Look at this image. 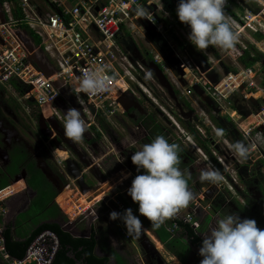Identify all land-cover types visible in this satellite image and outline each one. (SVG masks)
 Returning <instances> with one entry per match:
<instances>
[{
  "label": "flooded vegetation",
  "instance_id": "obj_1",
  "mask_svg": "<svg viewBox=\"0 0 264 264\" xmlns=\"http://www.w3.org/2000/svg\"><path fill=\"white\" fill-rule=\"evenodd\" d=\"M122 88L123 85L120 89ZM66 93L63 95L66 100H62L63 96L60 97L58 94L53 101L55 115H41L31 102L21 101L31 115L27 113L26 119L20 112V103L15 104L6 99L0 89V183L6 182L7 185L4 188H11L21 182V187L11 190V195L2 202L7 212L0 217L1 228L6 226L7 231H17V227L24 226L27 231H34L48 224L57 226L61 231H68V234L64 233L72 239H87L92 236L96 241L94 255L105 259V264H169L170 260L164 258L165 253L171 255L178 264H200L203 257L199 255V250L202 247L204 235L215 226L218 219L229 212L238 214L241 219H254L258 228L264 229V175L262 173L264 169L261 160L255 163V168L238 166L240 169L244 168L243 171L236 173V181L229 179L228 185L226 181L218 184L201 182L200 172L208 166L195 157L193 151L190 153L180 145L181 143L173 140L154 115L149 117L150 113L145 110L140 101L133 97L135 94L132 91L127 90L118 99L121 102L119 106L123 119L117 118L115 123L124 134L119 139L115 133L104 126L100 128L97 126L98 133L92 134L93 123H89V119L74 101L70 92ZM179 105H183L182 100ZM70 107L78 109L88 125V130L82 142L79 143L65 136L64 116ZM177 112L179 115L181 113L180 118H186V122L190 121V116L193 114L191 110L184 113L182 108L181 110L177 108ZM148 119L153 120L159 133H150L151 126ZM221 120L228 131V137L235 140L236 133L232 126L223 118ZM159 135L164 136L169 143H177L180 146V168L186 174H191L188 187L194 194V199L175 217L166 220L159 228H153L146 218L140 216L139 205L132 201L127 194V189L136 175L145 174L143 169L138 172L137 167L131 162V156ZM44 141L51 149L50 151L59 149L67 155L62 166L57 167L50 161V151L46 148ZM207 142L209 143V138ZM105 143L108 145L106 146ZM198 153L203 158L207 155L201 151ZM252 153L256 154L255 150L250 152V155ZM34 156L44 161L53 175L50 180H46L41 174L42 180H39L31 171L37 170ZM86 164H95L98 167L100 172L98 181L84 172L83 167ZM212 166L219 169L224 178L226 177L219 165ZM53 167L57 168V171ZM122 169L128 171L129 174H125L127 178L122 177L120 183L113 187H111L113 183L109 184L108 187L111 188L105 191L106 195L95 200L94 196L92 203L80 214H76L71 222H68V218L59 211L55 202L58 193L72 186H76L82 192H90L95 186L101 189V185L106 184L107 179L116 174L120 175ZM92 171L95 170L92 169ZM129 208L144 225L139 238L128 236L121 220L112 221L109 218L111 212L123 213ZM29 212L34 215L30 217ZM41 213H44V217L33 221L34 216ZM161 229L168 235L165 242H160L153 232L159 233ZM186 231H191L192 237H189ZM113 241L116 242L115 245ZM69 259L75 260L73 255H69ZM75 264L81 263L76 261Z\"/></svg>",
  "mask_w": 264,
  "mask_h": 264
},
{
  "label": "built area",
  "instance_id": "obj_2",
  "mask_svg": "<svg viewBox=\"0 0 264 264\" xmlns=\"http://www.w3.org/2000/svg\"><path fill=\"white\" fill-rule=\"evenodd\" d=\"M160 2L161 0H147L144 4L142 0H2L0 8L4 22L0 23V87L8 86L9 82L21 86L23 93L20 98L31 101L41 115H55L52 103L59 91L66 89L82 111L87 107L92 119L112 116L116 111L115 107L119 108L117 111H121L117 100L127 91L125 82L133 81L128 71L132 66L118 41L120 27L126 29L127 23L144 19L147 25L157 31L161 30V25L150 12L147 18H138L135 13L137 7L148 9ZM178 3H175V10ZM14 7L20 12L17 19L10 14ZM225 11L235 22L234 31L238 36H246L254 41L256 39L253 35L261 36L255 45L264 54V14L246 9L238 13L231 12L229 0ZM17 24L26 26L37 37L38 44L32 46L31 53H41L48 58L52 65L49 77L46 78L27 60L30 54L14 34L18 30L15 28ZM237 46L245 48L239 41ZM182 60L184 62L180 60L179 66L182 78L187 83L185 93L189 94L192 87H198L201 91L200 100L209 99L217 111L219 108L216 104L226 101L235 92H239L248 102H261L255 109L256 112L245 118L244 121L249 118L251 121L245 129H241L242 137L249 146L255 145L250 134L258 129L264 130V84L260 85L253 80L256 70L253 67L238 68L236 73L226 72L219 78L215 75L213 83L210 81V71L199 70L184 57ZM154 62L157 63L155 59ZM96 67H104L114 77L110 83L114 92L89 96L77 91L82 70H94ZM53 83L58 85L57 88ZM118 84L123 85V89H119ZM227 116L231 118L229 114ZM197 131L205 139L203 132ZM187 142L191 143L189 139ZM254 150H257L256 145L251 152ZM260 155L258 154V160L263 161ZM130 187L131 185L128 189ZM9 189L10 187L0 189V217L5 213L2 202L12 193ZM82 208L76 207L72 214H80L84 211ZM1 234L0 227L1 264H51L58 247L56 237L44 230L34 236L21 259H12L4 250Z\"/></svg>",
  "mask_w": 264,
  "mask_h": 264
},
{
  "label": "clouds",
  "instance_id": "obj_3",
  "mask_svg": "<svg viewBox=\"0 0 264 264\" xmlns=\"http://www.w3.org/2000/svg\"><path fill=\"white\" fill-rule=\"evenodd\" d=\"M226 6L227 0H179L176 9L178 19L190 27L188 39L198 51L203 52L210 46L234 50L238 34L234 31L235 22L225 11ZM135 13L138 18L150 15L143 7H137ZM153 76L151 69L145 70L146 80H151ZM113 79L104 67L84 69L78 78L77 91L89 96L112 93L115 91L110 86ZM87 130L88 125L80 111L68 108L64 116L65 136L79 143ZM215 132L218 137L224 135L223 129H216ZM254 147L239 141L231 145L234 154L241 160L247 159ZM180 151L178 144L169 143L159 135L131 156L138 172L143 169L145 174L135 176L127 194L139 205L140 216L146 218L153 228H159L166 220L175 217L194 199L188 187L191 174L180 168ZM223 179L220 170L212 165L202 169L199 175L201 182L212 184H218ZM109 218L112 221L121 220L128 236L139 238L144 230L142 221L130 208L123 213L113 211ZM199 255L203 257L200 264H264V230L258 228L254 219H241L238 214L229 212L204 235Z\"/></svg>",
  "mask_w": 264,
  "mask_h": 264
},
{
  "label": "rangeland",
  "instance_id": "obj_4",
  "mask_svg": "<svg viewBox=\"0 0 264 264\" xmlns=\"http://www.w3.org/2000/svg\"><path fill=\"white\" fill-rule=\"evenodd\" d=\"M145 1L147 0L142 1V4H144ZM173 1L174 3L179 2V0ZM235 1L238 0H229V9L231 10V12L238 13L239 10ZM241 1L242 5L246 7L245 9L247 11H250L249 9L255 8L257 9L255 13L262 12L264 14L263 0H250L251 2H246V0ZM147 10L151 13V15L155 17V19L156 17H158L159 20H157V23L161 25V30L157 31L153 27L145 24L144 19H141L139 20V23L133 21L131 24H126V31H128L129 34L128 38L134 43L136 49L142 57L145 56V54L151 57V61L146 59L144 60L146 62H153L154 64L158 65L161 73L166 77L171 90L177 91L179 95H174L176 99V104L174 105V102L168 97L165 90L158 86L154 77L151 80L145 79L146 68L142 66H139L140 68H138V70L134 67L128 70L129 76L132 78L133 81L130 82L126 80L127 82H125V85H127V90L132 91L135 94L133 97L136 100L140 101V103L145 107V110L148 111L150 115L155 116V119L160 122L170 133L171 138L176 142L178 141L179 144L181 143L180 145L184 149H186L190 153H192L193 151L195 153L194 155H196L195 157H198L207 166L219 165L226 175V177L220 183L226 181V184L228 185L229 183L227 182L229 181V179L236 181V173L241 170L243 171L244 168L240 169L238 166L241 165L243 167L255 168V163L258 161V154L262 155H260V158L264 161V139L262 140L260 137V135H262L264 138V131L253 132L255 134H250V137L255 142L257 150L255 151L256 154L252 153V155H249L247 159L241 160L240 158H238L231 148V145L236 143L237 141L249 146L248 142L242 137L241 129H245L246 125L251 121V118H249L245 122L243 119L247 118L251 114H254L256 112L255 109L261 104V102L259 100L256 101L253 104L255 109H253L252 107H250V103L248 101L243 99L242 96L235 92L231 96V99L216 104V106L219 108L216 116L215 114H212V112H209V108L206 106V104L203 103L200 98H198L196 95H194V93L190 92L188 95L185 94V91L188 89L187 85L185 84L184 80L180 78L171 69V65L168 63V58L169 54H171L174 58L178 59L179 62L180 60L184 62V60H182L184 57L185 60H190V62L196 65L199 70L210 71L219 78L228 69L238 68L236 62L238 52L235 48L234 50L226 51L213 46H210L208 49L204 50L203 52H200L191 44L188 39V36L191 31L190 27L185 24H181V26L178 25L175 20L176 18L174 16L172 17L168 12L162 9L161 2L157 3L156 8L152 7L148 8ZM238 41L239 43H241L242 46H244L245 44H247L248 38L246 36L239 35ZM121 43L122 41L119 42V44ZM125 43H128L127 39L125 40ZM235 47L239 46H237L236 44ZM154 59L157 61V63L154 62ZM256 70L262 71V69H260L259 64H257ZM263 77L264 71L263 73H256L253 80L256 83L262 85ZM2 92L4 93L6 99L13 101L15 104L20 103V112L27 119L28 112L21 103V101L23 102L25 100H22L9 87H4L2 89ZM181 100L186 101L189 104L190 109H187L182 105L184 107L183 108L181 105H179L181 103ZM176 105L179 106L178 108H180V110L182 108L184 113L188 110H191L193 112V114L190 116L189 122H186V118L179 117L181 113L179 115V113L177 112ZM231 106H234L236 110L231 109ZM114 110L116 111H114L112 116L104 118V123H99L98 125V117L96 119H92L90 117L87 107H85V109L83 110L85 112V116L89 119V123H93V125H91L92 134L98 133V128H100V126H104L109 131L115 133L118 139L124 136V134L120 131V129L115 123L117 118L123 119L122 115L120 114V112L117 111L119 110L118 107H115ZM227 114H229L231 118H229ZM33 115H35V113H33ZM211 115L214 117V120H216V122H219L221 128H224L221 122V118H223L224 121L229 124L232 123V129H234L236 133V141L233 140L231 137H228L227 133L224 134L222 137H218L215 134L216 127L214 126L213 121H211L209 118ZM29 116L31 115L29 114ZM185 123H188L189 126L192 127V129L195 131L197 136L200 137L202 140H206L207 138H209V143L207 142L206 144L210 157L204 155L205 158H203L201 154L198 153V151L200 150L198 149V147H196L197 144L193 140L194 136L184 129ZM197 129L203 132L205 139L201 137ZM188 139L193 145L187 142ZM45 142L46 141H44L46 148H48L50 151L51 149L47 147V144ZM105 145L107 146L108 144L105 143ZM108 147L110 149V146ZM50 156V161L52 163H55L58 167V165L62 166V159L67 155L63 154V151H50ZM53 169L57 171V168L53 167ZM262 173L264 175V171H262ZM125 174L128 175L129 173L125 169H122L120 175L116 174L113 175L110 179H107L105 182L106 184H103L101 189H99L98 186H95L86 195L79 196L75 192L68 193L69 199H67V197L65 198V203H68L67 207L66 204H62L64 212H66L68 214V217L71 218L74 206L80 205L82 207L84 205L83 207H87L92 203V198L94 196V200L105 196V191L113 187V185L120 183L119 181L122 177L126 176ZM111 183H113L112 186L108 187V185H111ZM19 186L20 184H16L12 186L9 190L16 189ZM64 196L65 195H62L61 197ZM28 214L30 217L34 215V213L32 212H29ZM43 217L44 213H41L39 215L34 216L33 221L42 219ZM16 229L17 231H15V233L18 236H24L26 233H28L27 229L24 228V226L17 227ZM129 250L131 251V249Z\"/></svg>",
  "mask_w": 264,
  "mask_h": 264
},
{
  "label": "trees",
  "instance_id": "obj_5",
  "mask_svg": "<svg viewBox=\"0 0 264 264\" xmlns=\"http://www.w3.org/2000/svg\"><path fill=\"white\" fill-rule=\"evenodd\" d=\"M142 1H144V0H142ZM241 2H242L241 0L235 1L239 11H243L246 8V7H244V5H242ZM246 2H251V1L246 0ZM1 3H2V0H0V4ZM161 3H162V9L164 11L168 12L172 17L174 16L176 18L175 20H177V24L181 26L182 23H180V21L177 19L176 10H175L176 4L174 3V1L173 0H161ZM249 10L253 13H255L257 11V9H255V8L249 9ZM10 14H11V17L14 19H17L20 16V12L16 7H14L10 11ZM156 20H159L158 17H156ZM15 28L20 30V31H23L30 38V40L32 41V43L34 45L38 44L37 37L30 30H28L26 26H24L22 24H17V25H15ZM128 36H129V34L127 32H125L123 26L120 27V36L118 37V41L123 42L125 39L128 38ZM253 37L256 40H259L261 38V36L257 35V34L253 35ZM235 49L238 52V55L236 57V62H237L238 68L246 69V68L252 67L255 64H259L260 69H262L261 72L264 71L263 70L264 69V57L260 53H258L254 47H252L251 45H247L244 49H240L239 47H235ZM143 57H144V59L151 61V57H149L147 54H145V56H143ZM158 68H159V66H158ZM237 69L231 68V69H228L227 71L231 72V73H236ZM263 84H264V77H263ZM9 86L19 96L23 93L22 87L17 85L15 82H9ZM1 89H3V88L1 87ZM173 93H174V95H179V93L175 90H173ZM231 96L227 100L231 99L232 98ZM23 102L26 103V101H23ZM182 104L187 109H190L189 104L187 102L182 101ZM250 107L255 109V107L252 106L251 104H250ZM231 108H235V107L231 106ZM209 112L211 113V111H209ZM150 116L151 115L149 114V117ZM209 118L211 121H213L216 129H223L224 134H226L228 132L227 129L220 127V125L216 122V120H214V117L212 115ZM97 120H98L97 121L98 125H99V123L100 124L104 123V118L102 116L98 117ZM148 121H149L150 126H151V127H149L150 133H152V132L153 133H159L158 127L154 126V124H153V120L148 119ZM230 125L232 126V123H230ZM184 129L188 133H191L194 136L193 140L196 142L200 151L203 154H207L208 156H210V154L207 150V144H206L208 141V138L206 140H202L200 137L197 136L195 131L192 129V127L189 126L188 123H185ZM31 171L34 172V175L37 176V178L39 180H42V176L40 175V173L37 170L34 169ZM36 181H38V180H36ZM6 185H7L6 182L0 183V189L4 188ZM138 209H139V207H138ZM260 229H263V227H261ZM44 230L51 232L56 237L57 242H58V249L54 255V259H53L51 264H75L76 261L81 263V264H105V259L98 258L94 255V247L96 245V241L93 239L92 236H90L87 239H72L70 236H68L67 234L62 232L57 226L48 225V224L42 225V226L36 228L34 231H31V233L22 241L12 240L10 238L9 231L4 230L2 232V237H3V246H4L5 252L12 259H21L23 257V254H24L26 247L31 242V240L34 238V236L37 235L39 232L44 231ZM161 230L162 231H160L159 233H158V231H153V232L158 236L160 242H165L168 235L163 229H161ZM186 232H187L189 237H192L191 231H186ZM69 255H73L75 260L73 261V260L69 259Z\"/></svg>",
  "mask_w": 264,
  "mask_h": 264
},
{
  "label": "water",
  "instance_id": "obj_6",
  "mask_svg": "<svg viewBox=\"0 0 264 264\" xmlns=\"http://www.w3.org/2000/svg\"><path fill=\"white\" fill-rule=\"evenodd\" d=\"M3 22H4V18H3L1 11H0V23L2 24ZM14 34L22 41V43L26 49V52L30 54V55H28L27 60L31 61L37 67V69L41 71V73L46 78L49 77L52 74V71H50L47 68L46 64L43 62L41 57H37L35 55V53H31L33 47H32V44L30 43L29 39L26 38L18 30L14 31ZM127 41H128V43L127 44L125 43L124 46H125L126 51L128 52V61H129L130 65L136 69L140 68L139 66L145 67L146 69H151L154 73L153 77L156 80V83L158 84V86L161 87L162 89H164L166 94L168 95V97L174 102V104H176V99L174 97V93L171 90L168 81L166 80L164 75L161 73L160 69L153 62H146L144 59H142L138 50L136 49L134 43L129 38L127 39ZM168 63L171 65V69L177 75L182 76V70L179 66L178 59L174 58L171 54H169ZM226 72L227 71H225L224 73H226ZM209 73H210V75L211 74L213 75L212 78H210V81L214 83L215 82V75H214V73H211V72H209ZM53 86L55 88H57L58 85L56 83H53ZM191 90L193 91V93L198 98H201V91L198 89V87L194 86L191 88ZM201 101L203 103H205L206 106L209 109H211L214 113H217V110L214 108V105L212 104V102L209 99L202 98ZM29 102H31V101H29ZM249 102L254 104L253 100H249ZM117 103L121 106L120 100H118ZM176 107L178 108L179 106L176 105ZM4 154L6 155V153H4ZM34 159H35V168L40 172V174L46 180H50L53 177V175L50 172V170L48 169V167L46 166V164L44 163V161L38 156H34ZM83 169H84V172H86L87 174L92 176L94 180H96V181L99 180L97 178H98V176H100V172L98 170V167L95 164H93V165L86 164V165H84ZM92 169H94L95 171L93 172ZM73 178H75V177H73ZM14 180H16V179H14ZM6 212H7V209H6ZM6 212H5V214H6ZM5 228H6V226L1 228L2 232L5 230ZM62 232H67V234H68V231L64 230ZM87 234L89 235V232ZM1 238L3 241L2 234H1Z\"/></svg>",
  "mask_w": 264,
  "mask_h": 264
},
{
  "label": "crops",
  "instance_id": "obj_7",
  "mask_svg": "<svg viewBox=\"0 0 264 264\" xmlns=\"http://www.w3.org/2000/svg\"><path fill=\"white\" fill-rule=\"evenodd\" d=\"M157 5V4H156ZM152 7H155L156 8V6H151L150 8H152ZM0 11H1V8H0ZM1 13H2V11H1ZM3 15V14H2ZM4 18V17H3ZM179 20V19H178ZM139 23V22H138ZM127 24H130V23H127ZM149 26V25H148ZM127 27V26H126ZM124 30H125V32H127L128 33V31H126V29L124 28ZM20 31V30H19ZM26 38H28L29 39V41H30V43L32 44V46H37V45H34L33 43H32V41L30 40V38L23 32V31H20ZM128 39V38H127ZM126 40V39H125ZM125 40L121 43V47H122V49H123V51L126 53V55H127V57H128V52L126 51V49H125ZM259 42V41H258ZM258 42H256V40L254 41V40H251L250 38H248V42H247V44H245V47L247 46V45H251L252 47H254L255 48V50L258 52V53H260L259 51H258V49H257V47H256V45L255 44H257ZM40 54V55H39ZM140 54V53H139ZM263 57H264V54H262V53H260ZM35 55L37 56V57H41L42 58V60H43V62L46 64V66H47V68L50 70V71H52V65H51V63L49 62V60H48V58L44 55V54H41V53H38V54H36L35 53ZM141 56V55H140ZM141 58L142 59H144V57H142L141 56ZM157 66V65H156ZM256 66H257V64H255V65H253L252 67L256 70ZM256 73H263V72H261L260 70H256ZM179 76V75H178ZM213 76V75H212ZM165 77V76H164ZM180 78H182V76H179ZM166 78V77H165ZM183 79V78H182ZM167 80V79H166ZM186 85H187V83H185ZM5 87H9V88H11L9 85L8 86H5ZM0 89H1V87H0ZM2 90V89H1ZM67 92V90L66 89H61L60 91H59V96L61 97V95L63 96L65 93ZM186 92V91H185ZM190 92H192L193 93V91L190 89ZM239 95H240V93L239 92H237ZM17 94V93H16ZM124 94V93H123ZM122 94V95H123ZM186 94V93H185ZM18 95V94H17ZM66 96H67V93L65 94ZM122 95H120V97L122 96ZM186 95H188V94H186ZM195 95V94H194ZM19 96V95H18ZM20 97V96H19ZM68 98V97H67ZM61 99L62 100H66L65 99V96H63V98L61 97ZM186 102V101H185ZM250 103V102H249ZM252 106H253V104L252 103H250ZM231 109H233V110H236V108H231ZM209 111H211L212 112V114H215L216 116H217V113H213V111L211 110V109H208ZM118 112H120V111H118ZM243 120H245V119H243ZM245 122V121H244ZM261 132V131H264L263 129H258L257 131H254V132ZM255 134V133H254ZM260 137H261V139L263 140L264 138H263V136L262 135H260ZM194 143V142H193ZM195 144V143H194ZM196 147H198V146H196ZM198 149H199V147H198ZM200 150V149H199ZM64 154V153H63ZM61 158V157H60ZM65 158V157H64ZM62 159L63 161H65V159ZM95 162H96V160H95ZM18 184H20V186L19 187H21V182H19ZM19 187H17V188H19ZM101 187H102V185H101ZM72 188V189H71ZM71 188H66L64 191H62V192H60V193H58L57 195H56V199H55V202H56V204H57V206H58V209H59V211L64 215V216H66L68 219H67V221L68 222H71V220L76 216V214H72V217L71 218H69L68 217V214L66 213V212H64V210H63V206H62V204L63 205H65L66 204V207H67V205H68V203H65V198L67 197V199H69L68 197H69V194L68 193H71V192H75L76 194H78L79 196H82V195H86V194H88L89 192L88 191H80L76 186H72ZM68 194V195H67ZM62 195H65L64 197H61ZM78 206H80V205H77V206H74V209L76 208V207H78ZM84 206V205H83ZM82 206V207H83ZM81 207V206H80ZM84 208H86V207H83L82 209H84ZM74 209H73V211H74ZM31 233V231H28V233H26L24 236H18V235H16V233H15V231H9V235H10V238L12 239V240H15V241H22V240H24L29 234ZM164 258L166 259V260H170L169 262V264H172V263H175V264H178L177 262H176V260L174 259V258H172L171 257V255H169V254H167V253H165L164 254ZM0 264H1V262H0Z\"/></svg>",
  "mask_w": 264,
  "mask_h": 264
},
{
  "label": "bare ground",
  "instance_id": "obj_8",
  "mask_svg": "<svg viewBox=\"0 0 264 264\" xmlns=\"http://www.w3.org/2000/svg\"><path fill=\"white\" fill-rule=\"evenodd\" d=\"M122 85L121 84H118V87H121ZM120 89V88H119Z\"/></svg>",
  "mask_w": 264,
  "mask_h": 264
}]
</instances>
